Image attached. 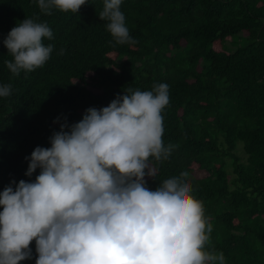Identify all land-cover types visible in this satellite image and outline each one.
Listing matches in <instances>:
<instances>
[{
    "label": "trees",
    "instance_id": "trees-1",
    "mask_svg": "<svg viewBox=\"0 0 264 264\" xmlns=\"http://www.w3.org/2000/svg\"><path fill=\"white\" fill-rule=\"evenodd\" d=\"M102 8L88 0L77 13L45 15L36 0H0V84L12 85L0 98V192L35 180L39 169L26 176L25 157L51 146L57 117L76 123L128 88L165 83L163 141L176 147L152 161L147 187L187 171L226 264H264V0H122L136 41L123 45L99 19ZM32 17L47 22L54 38L44 43L54 49L43 67L13 77L3 40ZM30 248L19 264H35V241Z\"/></svg>",
    "mask_w": 264,
    "mask_h": 264
},
{
    "label": "clouds",
    "instance_id": "clouds-1",
    "mask_svg": "<svg viewBox=\"0 0 264 264\" xmlns=\"http://www.w3.org/2000/svg\"><path fill=\"white\" fill-rule=\"evenodd\" d=\"M39 10L77 13L88 0H36ZM122 0H103L98 17L116 44H135L121 11ZM38 17L25 18L3 40L13 77L30 73L50 59L53 32ZM63 49L58 54H63ZM12 95L0 84V98ZM169 86L128 88L106 107H89L72 124L60 117L50 147L37 146L26 176L0 192V264H226L211 244L213 230L203 202L192 193L189 173L160 182L152 161L167 160L176 147L163 141L162 112ZM67 129V130H66ZM13 184L15 187L13 188Z\"/></svg>",
    "mask_w": 264,
    "mask_h": 264
},
{
    "label": "rangeland",
    "instance_id": "rangeland-1",
    "mask_svg": "<svg viewBox=\"0 0 264 264\" xmlns=\"http://www.w3.org/2000/svg\"><path fill=\"white\" fill-rule=\"evenodd\" d=\"M197 174V173H196Z\"/></svg>",
    "mask_w": 264,
    "mask_h": 264
}]
</instances>
